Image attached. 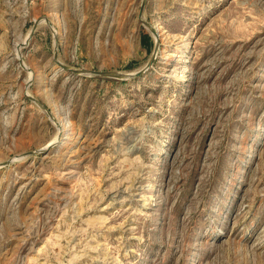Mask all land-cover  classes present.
<instances>
[{
	"label": "rangeland",
	"instance_id": "1",
	"mask_svg": "<svg viewBox=\"0 0 264 264\" xmlns=\"http://www.w3.org/2000/svg\"><path fill=\"white\" fill-rule=\"evenodd\" d=\"M142 4L0 0V264H264V0H146L91 74Z\"/></svg>",
	"mask_w": 264,
	"mask_h": 264
},
{
	"label": "water",
	"instance_id": "2",
	"mask_svg": "<svg viewBox=\"0 0 264 264\" xmlns=\"http://www.w3.org/2000/svg\"><path fill=\"white\" fill-rule=\"evenodd\" d=\"M145 1L146 0H143V4L141 6V12H140V18L141 20L143 21V23L145 24V26L149 29V31L154 34L156 33L155 30L153 29L154 27L148 23L147 21H145L143 18H142V11L144 9V6H145ZM44 20L48 23V25L51 27L52 29V32L54 33V36H55V54H54V58L57 62V64L64 70H67V71H70L72 73H76V74H90L91 72L89 71H86V70H82V69H74V68H71V67H68L66 65H64L63 63H61L59 60H57V49H58V38H57V34H56V31H55V28L53 27V25L51 24V22L47 19V18H44ZM39 24V21H37L34 26H33V29H32V34L35 32V30L37 29V26ZM156 35V34H155ZM158 52H159V43L158 41H156V44H155V49H154V52H153V55L149 61V64L147 66L146 69L142 70V71H139L135 74H121V73H111V72H92L91 74H94V75H99V76H103V77H109V78H117V79H126V78H131V77H134V76H139L141 74H143L147 69L148 67H150L157 55H158ZM32 100H34L35 102H37L40 107L45 111V113L48 115V117L54 122L56 123L53 115L51 114V112L40 102L38 101L37 99L33 98V97H30ZM46 149H42L40 151H34V152H30L28 153V155H32V154H35V153H38V152H42V151H45Z\"/></svg>",
	"mask_w": 264,
	"mask_h": 264
},
{
	"label": "bare ground",
	"instance_id": "3",
	"mask_svg": "<svg viewBox=\"0 0 264 264\" xmlns=\"http://www.w3.org/2000/svg\"><path fill=\"white\" fill-rule=\"evenodd\" d=\"M153 29L155 30L156 33H154V34L151 33V34L154 35V37H156V40L158 41L159 40L158 39L159 38V34H158V32H157V30L155 28H153ZM133 74H135V73H133ZM60 128H61V126H60ZM61 129L63 130V128H61ZM57 143H58V138H56L55 140H53L48 146L51 148V147H54ZM49 147H47V148H49ZM47 148H44V149H47Z\"/></svg>",
	"mask_w": 264,
	"mask_h": 264
}]
</instances>
